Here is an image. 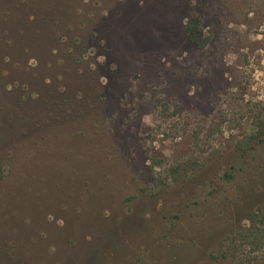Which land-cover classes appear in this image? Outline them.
Returning <instances> with one entry per match:
<instances>
[{
    "label": "rangeland",
    "instance_id": "rangeland-1",
    "mask_svg": "<svg viewBox=\"0 0 264 264\" xmlns=\"http://www.w3.org/2000/svg\"><path fill=\"white\" fill-rule=\"evenodd\" d=\"M258 208L264 0H0V264H264Z\"/></svg>",
    "mask_w": 264,
    "mask_h": 264
},
{
    "label": "trees",
    "instance_id": "trees-1",
    "mask_svg": "<svg viewBox=\"0 0 264 264\" xmlns=\"http://www.w3.org/2000/svg\"><path fill=\"white\" fill-rule=\"evenodd\" d=\"M200 20L198 18H194L190 21V23L194 24V31H191L187 34L188 39L194 43L198 47H202L206 44L207 37H202L199 33V30L196 29L198 22ZM250 226L247 228L248 233L244 234L250 240L251 244H259L262 242V238H264V234L261 233V226L264 224V213L262 209L258 208L257 212H254L250 215Z\"/></svg>",
    "mask_w": 264,
    "mask_h": 264
}]
</instances>
